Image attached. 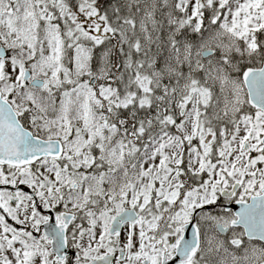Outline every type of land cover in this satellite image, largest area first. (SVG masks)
Here are the masks:
<instances>
[{
  "label": "snow or ice",
  "instance_id": "1",
  "mask_svg": "<svg viewBox=\"0 0 264 264\" xmlns=\"http://www.w3.org/2000/svg\"><path fill=\"white\" fill-rule=\"evenodd\" d=\"M0 264H264V0H0Z\"/></svg>",
  "mask_w": 264,
  "mask_h": 264
}]
</instances>
